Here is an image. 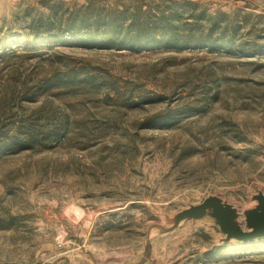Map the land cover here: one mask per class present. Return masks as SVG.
I'll return each instance as SVG.
<instances>
[{
	"label": "rangeland",
	"instance_id": "374dc122",
	"mask_svg": "<svg viewBox=\"0 0 264 264\" xmlns=\"http://www.w3.org/2000/svg\"><path fill=\"white\" fill-rule=\"evenodd\" d=\"M132 10L170 13L181 41L64 27ZM259 192L264 0H0V264H264V237L225 241L209 214L174 224L218 196L245 227Z\"/></svg>",
	"mask_w": 264,
	"mask_h": 264
},
{
	"label": "trees",
	"instance_id": "16d2710c",
	"mask_svg": "<svg viewBox=\"0 0 264 264\" xmlns=\"http://www.w3.org/2000/svg\"><path fill=\"white\" fill-rule=\"evenodd\" d=\"M129 14L126 24H123L124 17L119 11L109 14L97 12L82 16L74 15L67 19L64 27L70 33L71 39L84 44L138 48L181 41L176 37V24L171 22L170 13L159 15L151 23L147 22V16L135 15L134 10ZM48 26L50 27L49 20L45 22L44 27Z\"/></svg>",
	"mask_w": 264,
	"mask_h": 264
},
{
	"label": "water",
	"instance_id": "95a60500",
	"mask_svg": "<svg viewBox=\"0 0 264 264\" xmlns=\"http://www.w3.org/2000/svg\"><path fill=\"white\" fill-rule=\"evenodd\" d=\"M257 204L244 211L245 227L238 221L236 209L218 196H209L202 202L191 205L176 214L174 224L183 218L211 215L224 234L223 240L249 241L264 237V193L253 195Z\"/></svg>",
	"mask_w": 264,
	"mask_h": 264
}]
</instances>
